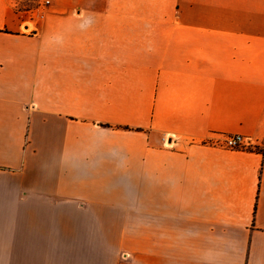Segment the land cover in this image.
<instances>
[{"label":"crops","instance_id":"0c3cea01","mask_svg":"<svg viewBox=\"0 0 264 264\" xmlns=\"http://www.w3.org/2000/svg\"><path fill=\"white\" fill-rule=\"evenodd\" d=\"M49 1L0 0L6 264H264V152L209 144H264V0Z\"/></svg>","mask_w":264,"mask_h":264},{"label":"built area","instance_id":"2783aa9c","mask_svg":"<svg viewBox=\"0 0 264 264\" xmlns=\"http://www.w3.org/2000/svg\"><path fill=\"white\" fill-rule=\"evenodd\" d=\"M26 2L31 5V8L28 12H30V14L37 19H43L45 9L50 5L49 0H26ZM15 8L19 10L21 9L20 2H17ZM31 20L33 19L31 18ZM209 144L232 151H254L258 153L264 152V144H255L251 138L241 135L225 136L223 138L210 141Z\"/></svg>","mask_w":264,"mask_h":264},{"label":"rangeland","instance_id":"374dc122","mask_svg":"<svg viewBox=\"0 0 264 264\" xmlns=\"http://www.w3.org/2000/svg\"><path fill=\"white\" fill-rule=\"evenodd\" d=\"M30 8H26V10L28 11V10H30ZM13 258L15 259L16 257H13ZM17 258H20V257H17ZM7 259H9V257H7L5 255H0V264H6Z\"/></svg>","mask_w":264,"mask_h":264}]
</instances>
